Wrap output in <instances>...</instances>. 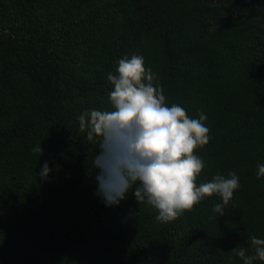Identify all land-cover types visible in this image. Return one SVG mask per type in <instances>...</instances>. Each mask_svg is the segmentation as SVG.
Wrapping results in <instances>:
<instances>
[{"label":"trees","instance_id":"16d2710c","mask_svg":"<svg viewBox=\"0 0 264 264\" xmlns=\"http://www.w3.org/2000/svg\"><path fill=\"white\" fill-rule=\"evenodd\" d=\"M133 54L167 106L207 116L196 185L239 177L223 216L219 194L169 222L134 189L118 206L97 195L98 138L78 118L113 110L107 77ZM258 165L264 0H0V264H243L232 251L264 239Z\"/></svg>","mask_w":264,"mask_h":264},{"label":"clouds","instance_id":"9594fccd","mask_svg":"<svg viewBox=\"0 0 264 264\" xmlns=\"http://www.w3.org/2000/svg\"><path fill=\"white\" fill-rule=\"evenodd\" d=\"M118 75L109 73L113 85L109 94L113 110H91L79 116L81 131L87 128V140L98 138L99 155L93 160L98 169V192L106 206H118L134 189L139 203L147 202L158 210V221L169 222L192 211L203 197L219 194L222 203L213 211L220 216L239 187V177L229 171L228 177L214 176L211 182L196 185L204 161L194 154L209 143L207 116L190 118L177 105L167 106L162 88L154 86L155 73L144 67V58L133 54L118 61ZM43 154L41 146L32 149ZM50 172L47 162L40 176ZM264 176V165H258L257 178ZM254 255L237 247L235 253L243 264L264 261V239L250 238Z\"/></svg>","mask_w":264,"mask_h":264}]
</instances>
